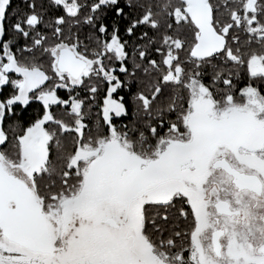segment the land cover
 <instances>
[{"label": "snow or ice", "instance_id": "snow-or-ice-1", "mask_svg": "<svg viewBox=\"0 0 264 264\" xmlns=\"http://www.w3.org/2000/svg\"><path fill=\"white\" fill-rule=\"evenodd\" d=\"M0 264H264V0H0Z\"/></svg>", "mask_w": 264, "mask_h": 264}, {"label": "trees", "instance_id": "trees-1", "mask_svg": "<svg viewBox=\"0 0 264 264\" xmlns=\"http://www.w3.org/2000/svg\"><path fill=\"white\" fill-rule=\"evenodd\" d=\"M15 3H16V0H13V4L15 5Z\"/></svg>", "mask_w": 264, "mask_h": 264}, {"label": "water", "instance_id": "water-1", "mask_svg": "<svg viewBox=\"0 0 264 264\" xmlns=\"http://www.w3.org/2000/svg\"><path fill=\"white\" fill-rule=\"evenodd\" d=\"M201 11H202V9H201Z\"/></svg>", "mask_w": 264, "mask_h": 264}]
</instances>
